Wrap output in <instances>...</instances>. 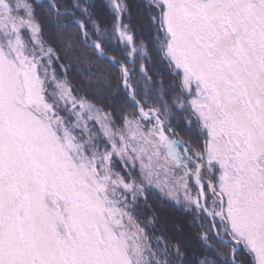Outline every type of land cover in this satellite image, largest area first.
Instances as JSON below:
<instances>
[{
	"label": "snow or ice",
	"instance_id": "1",
	"mask_svg": "<svg viewBox=\"0 0 264 264\" xmlns=\"http://www.w3.org/2000/svg\"><path fill=\"white\" fill-rule=\"evenodd\" d=\"M0 264H264V0H0Z\"/></svg>",
	"mask_w": 264,
	"mask_h": 264
},
{
	"label": "trees",
	"instance_id": "2",
	"mask_svg": "<svg viewBox=\"0 0 264 264\" xmlns=\"http://www.w3.org/2000/svg\"><path fill=\"white\" fill-rule=\"evenodd\" d=\"M147 211L149 215H151L152 213H155L157 216L161 218L162 221L168 220L169 227L172 226L173 222H179L181 219H183L178 209L171 208L166 205H162L160 203L153 204L152 208Z\"/></svg>",
	"mask_w": 264,
	"mask_h": 264
}]
</instances>
